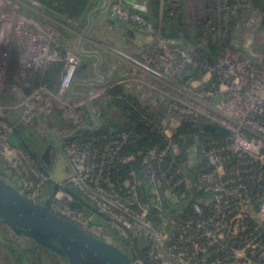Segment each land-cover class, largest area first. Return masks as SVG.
I'll return each mask as SVG.
<instances>
[{"label": "built area", "instance_id": "obj_1", "mask_svg": "<svg viewBox=\"0 0 264 264\" xmlns=\"http://www.w3.org/2000/svg\"><path fill=\"white\" fill-rule=\"evenodd\" d=\"M28 1L31 0H0V160L16 172L19 191L35 203L44 205L51 175H45L31 152L14 148L12 137L21 127L50 117L56 109L64 120L80 126L86 121L87 114L83 110L86 103L103 93H91L87 99L73 97L82 60L77 54H63L54 44L55 31L41 28L25 16L22 10ZM109 9L122 22L149 27L142 16L130 13L117 3L111 4ZM222 11L228 12L229 8L223 4ZM169 53L170 59L167 58ZM144 55L150 60L149 66L160 72L165 80H179L187 68L199 67L195 61L197 51L188 44L172 46L157 38L140 58L136 57L137 61L145 63ZM239 56L235 50L226 49L217 66L205 70V76L215 79L211 96H222L218 106L227 115L216 113L213 115L217 117H211L212 110L198 99L194 102L200 106L194 104L185 110L180 103H175L174 110L182 117L206 116L225 128L231 135L227 150L254 159L264 171V67L250 60L252 64L240 60ZM16 63V84L7 91L10 70ZM167 63L170 70L162 66ZM57 64L64 67L57 90L52 91L47 83L35 87L34 73L45 72ZM225 86L230 94L227 98L221 93ZM173 125L171 129L179 126L178 122L177 126ZM164 135L168 139L173 137L169 129ZM252 144L259 148L258 153L246 152L247 145ZM56 146L70 165L72 177L65 184L58 183V190L49 199L51 212L99 240L113 245L117 238L132 252V264H264V201L256 207L242 187L235 186L236 181L227 176L217 153L211 157L216 166L215 173L202 176L198 187L211 197L190 198L182 212L166 219L159 203L163 180L152 167H149L151 177L147 181L154 187L156 197L147 206L140 202L137 193V187L146 181L127 183L121 191L112 190V185L104 188L106 184L91 174L87 148L68 137L59 138ZM165 155L160 156L164 158ZM114 161L112 158L98 168L103 169ZM131 161L132 158H125L123 163ZM254 181L264 183V175L255 177ZM180 183L191 186L189 180L168 181L175 188ZM65 185L69 189L77 187L83 200L108 223V227L96 223L88 209L72 208L77 199L64 188ZM252 222L257 226L252 227Z\"/></svg>", "mask_w": 264, "mask_h": 264}, {"label": "trees", "instance_id": "obj_2", "mask_svg": "<svg viewBox=\"0 0 264 264\" xmlns=\"http://www.w3.org/2000/svg\"><path fill=\"white\" fill-rule=\"evenodd\" d=\"M34 1L38 5L28 10L30 12L28 14L42 25L51 26L61 34L66 32L65 27L76 32L86 31L91 22L90 16L96 9L92 0ZM183 2L184 0L179 1L178 9L171 8L170 12H166L164 25L159 29L155 27L156 31L160 30L162 41L172 46L188 44L197 51L195 61L199 67L187 68L178 80L179 86L185 87L193 81L203 79L205 70L215 68L222 53L226 49H231L240 36L250 31L254 32L256 28L264 30V15L263 21L260 22H257L258 19L253 16L254 12L264 14V0H220L229 8V11L223 12L222 17L213 14L210 16L212 23L202 21L199 25L186 23L184 10L181 9ZM159 6L160 0H153L154 13L158 12ZM130 13L142 16L139 13ZM226 13L231 16L230 19H226ZM143 18L148 23L149 19L145 16ZM114 20L123 31L132 25L146 28L135 22H122L116 18ZM153 22H156L155 18ZM226 29L230 33L228 38L227 34L225 35ZM54 44L62 52L63 40L57 38ZM262 48L264 45L255 48V51ZM135 57L140 58L139 55ZM257 64L261 66L258 60ZM17 68V63L12 65L7 91L16 84L14 76ZM63 69L62 64H57L49 67L45 72L36 71L34 73L35 87L47 83L55 92ZM78 79L84 80L80 69L77 71L73 88ZM167 90L171 89L167 88ZM148 91L145 93L144 91H130L124 86L112 87L105 93L108 100L104 101L103 97H98L86 103L83 108L87 114L86 121L80 126L64 120L60 111L56 109L50 117L40 119L24 129L33 130L35 124L45 122L54 131L53 137L59 134L70 140L79 141L90 153L91 174L101 183L106 184L104 188L112 185V190L121 191L127 183L140 184L146 181L137 187V193L140 202L147 206L151 205L156 197L154 187L147 181L151 177L149 167H152L157 177L163 180L160 190L179 197L184 206L190 198L211 197L209 193L198 190V187L202 176L215 173L216 166L212 163L211 157L217 153L221 157L227 176L232 177L236 181L235 186H241L251 197L255 206L259 207L264 201V183L256 182L254 178L261 174L264 175V171L258 167L254 159L243 158L227 150L231 143L230 133L206 116L182 117L174 113L171 107H168L174 102L171 98L166 99L162 94L151 89ZM91 93L92 91L86 93L80 99H87ZM72 95L75 97L73 90ZM143 95L147 101L142 98ZM173 121L178 122L179 126L171 129ZM168 129L172 131L171 139L164 135ZM22 132L21 129L17 135L23 142L21 148L26 152H31L37 159V164L41 165L40 155L26 140H23ZM123 136H126V139ZM153 153H156V156H152ZM161 154L166 155L162 158ZM112 158H115L113 164H107L103 169L98 168L102 163L111 161ZM125 158H132V161L124 164ZM132 174L135 176L133 177ZM0 177L17 187V174L14 170L6 167L0 173ZM170 179L173 183L189 180L191 186L180 183L175 188L172 184H168ZM49 187L50 184L46 187V191ZM88 213L95 214L90 210ZM251 226L257 225L252 222ZM3 235L4 232L1 231V237ZM10 235L13 240H5L13 242L12 245L15 248H11L13 256L14 254H30L28 248L19 242L22 240L31 243L30 239L20 237L13 232ZM10 235L7 237L10 238ZM14 241H17V244Z\"/></svg>", "mask_w": 264, "mask_h": 264}, {"label": "crops", "instance_id": "obj_3", "mask_svg": "<svg viewBox=\"0 0 264 264\" xmlns=\"http://www.w3.org/2000/svg\"><path fill=\"white\" fill-rule=\"evenodd\" d=\"M92 1L96 7L95 11L90 16V23H92V27H89L90 29L88 28L86 31L82 32H76L75 30L65 27L66 32L60 35L58 34L57 37L63 40L64 48H62V52L65 51L66 54L71 53V50L75 49V46L78 44L76 49H78L77 51L82 60L79 69L84 80H77L78 82L76 85L78 88H76V85L73 88V94L75 95V98L80 99L90 91H92V93L101 91L103 94H105L108 89L116 86H124L130 91H144L145 93H147L148 89H151L152 91L162 95L166 91H174L172 86H169L166 83H163L161 80L151 77L140 69L132 67L131 64L126 61L123 55H139L143 49L154 45L157 38L162 40L159 34L160 30L156 31L155 27L159 29L160 26L164 25L163 23L165 21L166 12H170L171 8L178 9L179 2L177 6H172L170 3L164 5L163 0H160L159 10L157 13H154L155 10L152 7L153 0ZM185 1L186 0H184L183 7L181 9L184 10L186 23L192 25H199V23L202 21L205 23H212L213 21L210 19V16L213 14L220 15L216 13V9H218L220 6L222 9L223 5L220 0H190L188 4ZM113 3H119L129 12L139 13L143 17H147L149 19V27L146 28H148L152 35L149 38L144 39V30H146L144 28L141 29L139 26L132 25L123 31L119 25H113L109 21L114 17L109 9L110 5ZM37 5L38 4L34 0H31L26 3L25 9H31L33 7H37ZM193 8L203 10V16L201 18L199 17L193 19L191 14ZM25 15L32 22L43 28V25L41 22H38L37 19L30 16L29 14ZM96 17L97 19H95ZM153 18L156 19V22H153ZM103 26H106L107 30L110 32H115L118 29L120 33H123L121 37H117L115 40H113L116 43L115 47L106 46L94 36H89V32L93 31L94 33V30H100ZM121 43H124L123 47L125 48L121 49L118 46V44ZM96 50L102 51L104 55H102L100 52L99 55L96 54ZM250 54L253 58L257 59L259 62H262V58H264V48L257 51L253 50L250 52ZM260 65L262 67L264 66L262 64ZM201 81H203V79L193 81L191 83H198ZM167 88H170L171 90H167ZM144 97L145 95L142 96V98ZM103 100L106 101L108 98H104ZM145 101H147L146 97ZM42 124L47 123L43 122ZM173 126L177 125L174 124Z\"/></svg>", "mask_w": 264, "mask_h": 264}, {"label": "rangeland", "instance_id": "obj_4", "mask_svg": "<svg viewBox=\"0 0 264 264\" xmlns=\"http://www.w3.org/2000/svg\"><path fill=\"white\" fill-rule=\"evenodd\" d=\"M23 1H25V0H23ZM189 1L190 0H186L185 2L188 4ZM178 2H179V0H163L164 5L170 3L172 6H177ZM26 3L27 2H25V4ZM117 4H119V3H117ZM120 6L123 8L122 5H120ZM28 10H31V9H25L24 8V10H22V11L24 14L28 15V13H30ZM216 11H217L216 13L220 14L221 16L224 15V13L221 9V6L218 9H216ZM203 12L204 11L201 9H197V8L194 9L193 8L191 11L193 19L199 18V17L201 18L203 16L202 15ZM235 12L236 11H234V13ZM234 13H231V15H234ZM263 15L264 14H262V13L259 14L258 12L253 13V16L258 19L257 22L263 21L262 20ZM225 16H226V19L231 18V16H228V14ZM95 19H97V17ZM89 24H90L89 27L91 28L92 23L89 22ZM42 27L43 28L47 27V29L54 30L55 33L57 34L56 37H58V33H59V35L61 34L60 32L57 33L56 29L51 27V26H44L43 25ZM141 29H143V28L141 27ZM144 29H146V30H144V34H145L144 36L145 37H143V38L144 39L149 38L152 34L148 30V28H144ZM229 34L230 33H229L228 29H226L225 35L227 38L229 37ZM122 35H123V33H120L118 31V29L115 32L108 31L106 26H103L102 29H100V30H94V33H93V31L89 32V36H91V37L94 36L97 40L104 43V45L111 46V47H115V45H116L115 41H113V40H115L117 37H121ZM55 40H56V38H55ZM233 44L234 45L231 46L232 47L231 49L235 50L237 53H239L241 55V56H239L240 60H243L245 62L250 60L251 62L256 64L257 60L251 56L250 52L255 50V48L259 47L260 45H264V30L256 28L254 32L250 31L248 33H245L243 36H240L238 38V42L233 43ZM77 45L75 46L76 48H77ZM123 45H124V43L118 44V46L121 49L125 48V47H123ZM76 48L72 49L71 53L79 55V53L77 51L78 49H76ZM146 49L147 48L143 49L139 53V56L142 55L143 51H145ZM99 52L102 55H104L102 51L96 50V54L99 55ZM123 56L125 57L126 61L129 64H131L132 67L140 69L141 71L150 75L151 77L156 78L158 80H161L163 83H166L167 85L172 86L174 88V91H169V92L166 91L163 94V96L166 97V99L171 98L174 101L172 103V106H171V104H170V106H168V107H171V110H173L174 113H176L174 110L175 103H177V105L180 103L184 107L185 110H189L190 107H194V104H196L197 106H200L194 102V99H198V101H200L202 104H205L207 107H209L210 110H212V112H211L212 114H210L211 117H217L216 115H213L216 113H220L222 115H227L221 109V107L218 106V103L220 102L219 98H220V100H222V96L221 95L220 96L214 95V93H213L214 96H211V88H212L213 84L215 83V82H213V81H215L214 76L211 77V76L207 75L203 78V81L198 82V83H191V87H190V84L183 87V86H179L178 80L172 81V80L162 79L160 72H158L155 69H152L149 66L150 60L147 59V57H145V55L143 56L145 63L138 62L136 57L134 55H131V54H124ZM170 57H171V53H169V56L167 58L170 59ZM251 62H249V63H251ZM240 63H242V62H240ZM260 63L262 65H264V58H262V62H260ZM162 66L166 67L168 70L171 69L170 65L168 63L163 64ZM260 67H262V66H260ZM210 82L212 85L208 87V84ZM76 88H78L77 85H76ZM225 88L226 89L222 90V92H221L224 95L223 98H227V96L230 95L229 92L227 91V86H225ZM148 93H149V91H148ZM100 97L106 98L105 94H102ZM205 98H208V99H205ZM144 99H145V97H144ZM184 109L182 108V110H184ZM42 123L35 124L36 126L34 127L33 130H30L28 128L24 129V127H21L17 131L15 136L12 138L11 144L14 148L18 149L19 151H21V150L24 151L21 148L23 146V142L17 136L22 129V131H23L22 134L24 136L23 140H26V142H28L34 149H36V151L38 152V154L40 156H42L43 151L47 147L48 144L53 145V149H52V152L50 154V161L52 162L51 166L47 165L45 162L44 163L41 162L42 164L40 165V168L44 171L45 175H51L52 185L49 187V189L46 193V198L48 200L51 198V196L54 192L55 183L65 184L72 177V171H71L70 165L68 164V162L63 157L60 149L56 146L57 140L61 137H66V136L58 134V135H56L57 137H55V136L53 137L54 131L52 129H50L47 124H42ZM171 123H170V125H171ZM173 124H177V122L173 123ZM245 150H247L246 152H248V151L252 152L251 150H253L255 153H258L259 148L252 144L250 146L247 145ZM3 165H4V163H2V161L0 160V173H2L4 171V169L6 168V166L4 165L5 166L4 167ZM7 168H9V167H7ZM64 188L69 189V186L65 185ZM159 194H160V198H161L160 199L161 201H159V203L162 205L163 212H164V214H163L164 218L171 219L176 214H179L180 212L183 211L184 204H181L182 201L180 200L179 197L169 195L168 192H164V190H160ZM94 220L96 223L102 224V225H105L108 227V223L105 220H103L100 216H98L97 214H94ZM1 231L4 232V235L2 237H1ZM11 232L12 231L9 230L7 228V226L0 221V264H36L35 261H33V259H35V258H33V255H31V254H20V255L14 254L15 256H13V254L11 253V248H14V245H12L13 242L5 240V239L13 240V238H11L12 236L10 235ZM6 234L10 235L9 236L10 238H8ZM19 242H21V245L24 246L25 248H29L31 246V243H29L27 241L21 240ZM14 243L17 244V241H14ZM113 245L118 246L120 248L125 247L121 243V241H119L117 238L113 241Z\"/></svg>", "mask_w": 264, "mask_h": 264}, {"label": "water", "instance_id": "obj_5", "mask_svg": "<svg viewBox=\"0 0 264 264\" xmlns=\"http://www.w3.org/2000/svg\"><path fill=\"white\" fill-rule=\"evenodd\" d=\"M114 19L113 17L109 21L116 25ZM62 53L66 54L65 51ZM52 149L53 145L49 144L41 159L43 163H51ZM58 188L59 184L55 183L54 192ZM68 191L77 199L72 208H86L95 212L83 200L77 187H71ZM49 205V199L44 205L35 203L0 177V221L16 235L32 239L38 246L44 247L69 264H132L129 256L117 246L99 240L74 223L55 215Z\"/></svg>", "mask_w": 264, "mask_h": 264}, {"label": "flooded vegetation", "instance_id": "obj_6", "mask_svg": "<svg viewBox=\"0 0 264 264\" xmlns=\"http://www.w3.org/2000/svg\"><path fill=\"white\" fill-rule=\"evenodd\" d=\"M48 145H47V147H48ZM47 147L44 149L42 156L45 154ZM42 156H40V160L42 159ZM51 164H52V162L50 164H47V165L51 166ZM23 238H25V237H23ZM26 239H29V238H26ZM30 241H31V246L27 250L29 251V253L31 255H33V258H35V259H33V261H35L36 264H69L66 260H64L61 257L57 256L56 254L48 251L44 247L38 246L36 244V242H34L32 239H30ZM118 248L120 250H122L123 252H125L131 260L132 252L130 250H127L126 247H124V248L118 247Z\"/></svg>", "mask_w": 264, "mask_h": 264}]
</instances>
